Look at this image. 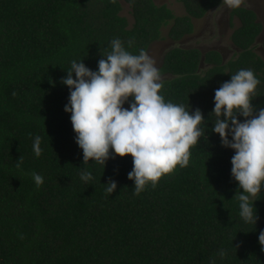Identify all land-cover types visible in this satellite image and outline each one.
I'll return each mask as SVG.
<instances>
[{"label":"trees","instance_id":"obj_1","mask_svg":"<svg viewBox=\"0 0 264 264\" xmlns=\"http://www.w3.org/2000/svg\"><path fill=\"white\" fill-rule=\"evenodd\" d=\"M123 1L131 23L120 15V0H0V264H264V188L254 204L257 224L245 223L234 197V150L221 145L210 116L215 90L241 69L259 79L252 104L264 108V58L253 51L261 24L252 10L229 13L239 26L226 62L214 49L173 47L163 55L158 69L169 77L159 94L190 112L200 109L206 122L188 166L134 195L130 155L105 167L83 165L64 111L69 89L60 83L71 61L96 71L113 39L138 55L165 39L161 29L169 24L166 37L178 41L192 32V18L223 2L175 0L186 12L175 16L153 0ZM83 171L94 179L82 181ZM33 172L43 177L40 187ZM109 178L117 183L112 194L105 191Z\"/></svg>","mask_w":264,"mask_h":264},{"label":"clouds","instance_id":"obj_2","mask_svg":"<svg viewBox=\"0 0 264 264\" xmlns=\"http://www.w3.org/2000/svg\"><path fill=\"white\" fill-rule=\"evenodd\" d=\"M244 3L245 0H223L229 9H238ZM259 36L264 41V27ZM101 56L96 71L82 60L71 61L67 76L60 81L69 89L64 111L71 114L83 165L93 161L105 167L109 159L130 155L133 168L127 178L134 181L133 194L139 195L149 184L155 188L177 166H188L190 149L206 137V122L198 108L190 112V106L165 102L159 94L163 82L156 60L143 49L138 55L132 54L115 38L110 42V51ZM259 84L252 70H239L215 90L210 113L214 115L212 131L219 135L221 145L234 150L231 176L238 183L234 197L239 201V216L253 225L259 218L254 204L264 188V108L257 110L252 104ZM125 103L129 107H124ZM239 117L244 118L243 122ZM40 145L41 137L36 136V157L42 154ZM32 177L37 187L43 184L41 175L33 172ZM80 178L85 183L94 179L90 171H83ZM105 185L107 194L117 188L111 178ZM258 242L264 251V230Z\"/></svg>","mask_w":264,"mask_h":264},{"label":"rangeland","instance_id":"obj_3","mask_svg":"<svg viewBox=\"0 0 264 264\" xmlns=\"http://www.w3.org/2000/svg\"><path fill=\"white\" fill-rule=\"evenodd\" d=\"M153 1L157 5L165 4L175 16H183L186 14L182 4L175 0ZM120 2L122 5L120 15L125 16L129 23H131L132 17L130 15V7L123 0H120ZM260 2L262 4H260ZM240 7L259 12L256 13V20L261 22L262 31L264 27V0H245V3ZM231 11L232 9L227 8L222 2L218 6L208 10L202 18H192V32L183 36L178 41H171L166 37V33L170 26L169 24L161 29L162 35L165 36V39L153 42L146 52L156 60V66L158 68L162 62L164 53L173 47H179L183 49L195 48L198 49L202 54L212 49H218L222 54V62L224 63L232 55V51L235 48L231 41V35L233 30L239 26V21L237 20L236 16L233 17L231 21H229L228 17ZM261 31L253 43V51L258 56L264 58V50L262 45L263 36H259ZM204 66L205 65L201 61L199 63V67L203 69ZM168 77V75H162V80Z\"/></svg>","mask_w":264,"mask_h":264},{"label":"crops","instance_id":"obj_4","mask_svg":"<svg viewBox=\"0 0 264 264\" xmlns=\"http://www.w3.org/2000/svg\"><path fill=\"white\" fill-rule=\"evenodd\" d=\"M251 2V1H250ZM257 2V1H256ZM260 4H262L261 2H260ZM256 5H258V4H256ZM250 10V9H249ZM254 13H255V15H256V19H257V14L256 13H259V12H257V11H255V10H252ZM229 18V17H228ZM237 20H238V18H237Z\"/></svg>","mask_w":264,"mask_h":264},{"label":"flooded vegetation","instance_id":"obj_5","mask_svg":"<svg viewBox=\"0 0 264 264\" xmlns=\"http://www.w3.org/2000/svg\"><path fill=\"white\" fill-rule=\"evenodd\" d=\"M218 50V49H217Z\"/></svg>","mask_w":264,"mask_h":264}]
</instances>
